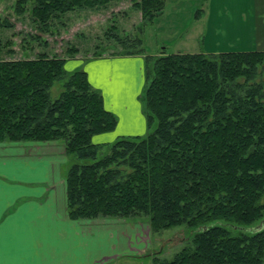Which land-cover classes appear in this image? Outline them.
<instances>
[{
	"label": "trees",
	"instance_id": "16d2710c",
	"mask_svg": "<svg viewBox=\"0 0 264 264\" xmlns=\"http://www.w3.org/2000/svg\"><path fill=\"white\" fill-rule=\"evenodd\" d=\"M109 1L14 0L13 10L27 11L45 32L62 13ZM132 1L144 22L165 3ZM11 26L0 17V27ZM109 36L123 54L143 52L140 35ZM66 59L44 51L0 57V141L63 143L72 158L65 171L68 217L142 214L153 231L182 225V246L150 264H262L264 49L144 53L147 129L155 124L105 142L91 136L113 129L116 116L86 71L66 69ZM55 82L60 90L53 96Z\"/></svg>",
	"mask_w": 264,
	"mask_h": 264
},
{
	"label": "rangeland",
	"instance_id": "374dc122",
	"mask_svg": "<svg viewBox=\"0 0 264 264\" xmlns=\"http://www.w3.org/2000/svg\"><path fill=\"white\" fill-rule=\"evenodd\" d=\"M132 2L110 0L97 8H75L52 19L44 32L31 22L27 11L15 14L14 0H0V17L12 22L11 27H0V57L34 56L42 51L68 58L123 54L118 42L109 36L112 31L120 36L140 35L143 52L148 54L161 49L206 54L264 49V0H165L161 12L145 22ZM37 34L40 39L32 38ZM59 90L60 84L55 82L51 94ZM135 99L142 107H134L133 117L145 115L142 89ZM154 124L155 119L142 134ZM63 157L66 171L72 158L65 151ZM80 219L91 220L73 222V241L79 235L87 238L89 264H150L155 255L171 257L188 238L182 225L151 230L142 214L73 220Z\"/></svg>",
	"mask_w": 264,
	"mask_h": 264
},
{
	"label": "crops",
	"instance_id": "0c3cea01",
	"mask_svg": "<svg viewBox=\"0 0 264 264\" xmlns=\"http://www.w3.org/2000/svg\"><path fill=\"white\" fill-rule=\"evenodd\" d=\"M144 53L65 60L66 69L81 67L86 71L89 82L101 91L104 107L116 116L114 128L92 134V141L105 142L147 130L145 115L133 117L134 107H142L135 98L144 85ZM63 155L59 140L0 141L3 264H89V243L81 235L73 241V222L91 219L67 216Z\"/></svg>",
	"mask_w": 264,
	"mask_h": 264
},
{
	"label": "snow or ice",
	"instance_id": "6c2138e0",
	"mask_svg": "<svg viewBox=\"0 0 264 264\" xmlns=\"http://www.w3.org/2000/svg\"><path fill=\"white\" fill-rule=\"evenodd\" d=\"M0 264H3V262H2V261H0Z\"/></svg>",
	"mask_w": 264,
	"mask_h": 264
}]
</instances>
